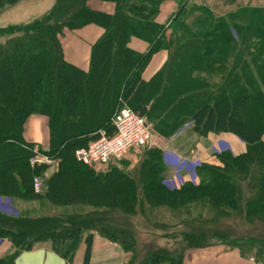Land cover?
Masks as SVG:
<instances>
[{"label":"trees","instance_id":"trees-1","mask_svg":"<svg viewBox=\"0 0 264 264\" xmlns=\"http://www.w3.org/2000/svg\"><path fill=\"white\" fill-rule=\"evenodd\" d=\"M14 1L0 0V7ZM89 1L110 2L115 11L112 15L93 11ZM189 1L177 0L174 21L179 23L174 34L170 24L156 22L161 0H57L40 21L0 28V39L7 37L0 43V245L10 246L0 264H15L20 253L38 243L48 244L53 253L70 261L81 242V264H90L94 240L91 233L82 239L87 224L77 226L74 221L72 226L55 228L52 219H24L22 223L7 217L2 212L6 198L40 197L50 206L87 201L94 208L133 211L140 181L144 191L166 193L173 203L196 201L212 211L202 222L196 217L200 225L182 219L190 233L182 234L181 250L208 247L204 243L206 232L211 233L208 227L218 224V217L241 213L243 192L248 196L245 216L262 215L264 220V14L252 20L249 10L238 8L216 16L205 6L188 5ZM89 25L102 28L103 35L91 47L88 70L82 71L65 61L61 37L65 31ZM131 38L145 42L147 51L130 50ZM160 51L170 52L167 63L151 81L144 82L142 71ZM122 108L144 118L147 125L154 124L151 135L168 137L188 121L198 136L228 135L246 149L237 155L218 153L212 162L199 160L200 168L193 171L198 184L177 191L159 185L160 170L151 158L143 165L148 171L138 179L122 174L97 182L95 170L77 162L74 153L101 134L111 137L112 119ZM31 116L48 120L47 149L37 148L58 160V171L50 177L47 167L29 164L37 145L26 142L23 132ZM13 171L20 173V182ZM35 176L45 180L42 194L33 192ZM242 181L246 186L239 184ZM80 183L90 186L89 196L81 198ZM194 194L210 197L197 199ZM44 222L48 224L43 226ZM23 226L35 230L29 232ZM122 233L100 227L102 237L125 252L124 264H137L133 243L121 239ZM231 244L225 245L243 258L255 256V262L264 263V244L259 241ZM140 264H182L181 252H151Z\"/></svg>","mask_w":264,"mask_h":264},{"label":"rangeland","instance_id":"rangeland-1","mask_svg":"<svg viewBox=\"0 0 264 264\" xmlns=\"http://www.w3.org/2000/svg\"><path fill=\"white\" fill-rule=\"evenodd\" d=\"M56 1L57 0H16L10 4H6L0 7V25L4 29L8 27H20L35 21H40L51 12ZM162 1H172L171 9L175 4L176 7L179 5L177 0ZM189 2L188 5L196 4L197 6H205L209 12H212L216 16L232 13L238 8L249 10L252 20L264 14V0H190ZM178 11L179 7L170 16V21L168 22L171 26L169 27L170 33L173 34L179 23V20L176 22L174 21V17L178 14ZM168 24L166 26H168ZM69 33L72 32H64L61 37V42L70 36L68 35ZM6 38L7 37H3L0 39V43H3ZM147 123L151 129L156 127L150 122ZM187 123L188 121L184 122L183 125L181 124V126L168 137H162L157 133H152L151 141L148 144L143 148L130 151L121 163H109L99 166L95 171L97 182L122 174H127L130 177L132 176L138 179L139 175L148 171L143 165L151 158V162L155 161L160 170L158 180L162 178V181L160 180L159 185L162 184L170 191H176L174 188H182L183 179L190 181V179L185 178L188 174H191L192 181L185 182L184 185L195 184L197 175L193 171L195 168L196 170L200 168V164L198 163L199 160L212 162L213 155L217 156L218 153H232L231 151L235 147L234 155H237L243 153L246 149L236 138L228 135L198 136L193 133ZM227 147L230 150L227 151ZM214 165H218L217 162ZM57 171L58 160L55 159L54 165L52 167H47L46 175L50 177ZM12 174L14 178L20 182L18 179L20 173L18 171H13ZM262 174L264 176V170ZM66 178L67 180L70 179L67 175ZM198 182L199 179H197L196 184H198ZM136 183L138 185L136 191L138 202L134 206L133 211H128L125 207H116L114 210L94 208L92 204L87 203V201L85 204H78L75 206H50L47 203L48 201L40 197L31 200L12 197L9 200L7 198L2 200L4 204H7L5 209H8V211L4 209L2 212H4L7 217H11L15 220L17 219L18 222L22 223H25L24 219H52L54 220L55 228H63L68 225L72 226L74 221L77 222V226L89 225V227L84 226L88 230L83 233L82 239H84L87 234L91 233L94 239L99 241L96 243V250L92 252V264H124L126 262L127 256L121 247H116L118 246L117 244H115L116 246L108 245L109 247H103L110 242L102 237L100 234V227L108 228L116 233L123 232L121 239L127 238L133 243L134 249L138 255L137 264H140L147 258L149 253L156 251L181 252L183 261V258L185 259L183 255L191 249L181 250L182 234L190 230L182 224V219L189 220L190 223L194 221V223L200 225L201 223L199 220H206L208 216L212 214V211L208 206H199L196 201L191 202V200H189L173 203L174 199L172 197L170 198L166 193H151L144 191L143 188H141V182L137 181ZM239 184L246 186L245 181L239 182ZM90 190V186L80 183L79 194L81 198L82 196H89ZM42 193H44L43 190H41V194ZM204 197H210V195L194 194V198L197 199ZM241 197H243L240 202V207L242 209L239 211L243 210L241 213H234L227 217H218L220 222L208 227L211 233L209 231L206 232L207 239L204 243L207 246L222 245L227 247L226 245L228 243L232 245L231 242H237L242 245L246 243L247 240H255L264 244L263 216L257 215L247 218L244 214V201L248 197L247 193L243 192ZM147 198L149 199L147 200ZM118 200H122V197H119ZM197 216H200L199 220L196 219ZM47 224V222L42 223L43 226ZM23 227L29 232L35 230L33 226ZM39 244H41V246L45 245L46 248L49 249L48 244ZM4 246H7L5 250L2 249L3 244L0 246V257L10 250L8 243H5ZM33 247H35V245ZM83 250L84 247L81 242L73 253L71 260H64L73 264L78 261L80 256L82 260ZM253 259H255V256H253Z\"/></svg>","mask_w":264,"mask_h":264},{"label":"crops","instance_id":"crops-1","mask_svg":"<svg viewBox=\"0 0 264 264\" xmlns=\"http://www.w3.org/2000/svg\"><path fill=\"white\" fill-rule=\"evenodd\" d=\"M87 5L89 9L93 11L102 12L108 15H112L115 11L114 4L110 2L89 1ZM171 5L172 1L163 2L161 0L159 6V13L156 17V22L158 24H168V22L170 21V16L179 7V5L176 7V4L174 5L173 3L174 7L171 9ZM0 28L3 27L0 25ZM68 35V37L66 36L67 38H65L64 41L61 42L65 61L82 71H87L89 66V56L91 47L102 37L103 29L95 25H89L79 30L72 31V33H69ZM127 46L130 50L137 53H145L148 48V45L145 42H142L135 38H131ZM169 56V51H160L154 54L146 65V67L144 68V70L142 71V80L144 82L151 81L158 74V72H160L164 68L165 64L169 59ZM29 119V121H27L24 125L23 137L25 141L46 148L48 145L47 118L43 116H31L29 117ZM262 141L264 144V135L262 137ZM234 149L231 151L232 153H234ZM226 150L228 151L230 149H228L227 147ZM185 178L190 179L191 174H188L187 176H185ZM175 189H177V187ZM97 242L99 241L95 239L93 240L92 252L96 250ZM2 244V249L5 250V248L7 247L4 246L5 242H3ZM108 245L116 246L115 244L110 243H107L106 246H102L109 247ZM183 256H185V259L183 258L182 264H254L253 262H250V258H243L238 252V250L222 245H211L203 249H191L186 252ZM92 257L93 253L91 255L90 264H92L93 262ZM81 261L82 260L80 256L78 261L74 264H81ZM15 264L73 263L65 261L64 259L57 256L55 253H53L50 249H47L45 245L41 246V244L38 243L35 244V247H33L30 251L20 253L15 260Z\"/></svg>","mask_w":264,"mask_h":264},{"label":"built area","instance_id":"built-area-1","mask_svg":"<svg viewBox=\"0 0 264 264\" xmlns=\"http://www.w3.org/2000/svg\"><path fill=\"white\" fill-rule=\"evenodd\" d=\"M114 133L111 137L101 134L100 139L91 142L86 149L74 153L75 160L88 168H96L108 163L120 162L130 151L144 147L151 138L150 128L144 118L129 109H122L112 119ZM30 165L52 167L53 159L34 151ZM34 193L42 188L40 177L32 180Z\"/></svg>","mask_w":264,"mask_h":264},{"label":"water","instance_id":"water-1","mask_svg":"<svg viewBox=\"0 0 264 264\" xmlns=\"http://www.w3.org/2000/svg\"><path fill=\"white\" fill-rule=\"evenodd\" d=\"M43 184H45V181H43Z\"/></svg>","mask_w":264,"mask_h":264}]
</instances>
